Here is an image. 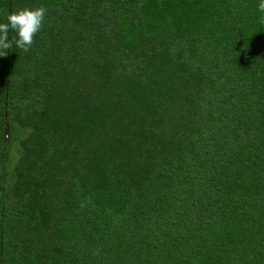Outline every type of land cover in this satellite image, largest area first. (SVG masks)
Listing matches in <instances>:
<instances>
[{
	"label": "trees",
	"instance_id": "1",
	"mask_svg": "<svg viewBox=\"0 0 264 264\" xmlns=\"http://www.w3.org/2000/svg\"><path fill=\"white\" fill-rule=\"evenodd\" d=\"M259 2L0 0V264H264Z\"/></svg>",
	"mask_w": 264,
	"mask_h": 264
},
{
	"label": "clouds",
	"instance_id": "2",
	"mask_svg": "<svg viewBox=\"0 0 264 264\" xmlns=\"http://www.w3.org/2000/svg\"><path fill=\"white\" fill-rule=\"evenodd\" d=\"M260 12L264 13V0L258 4ZM46 15L43 6L35 9L24 8L18 12H12L7 16V22L0 23V50H8L13 47V41L9 39V32L15 31V46L23 51L30 50L36 34L41 30ZM264 23V18L261 20ZM3 54H0L2 56Z\"/></svg>",
	"mask_w": 264,
	"mask_h": 264
},
{
	"label": "rangeland",
	"instance_id": "3",
	"mask_svg": "<svg viewBox=\"0 0 264 264\" xmlns=\"http://www.w3.org/2000/svg\"><path fill=\"white\" fill-rule=\"evenodd\" d=\"M2 130H0V142H5L6 141V143L9 141V139H10V137H11V134H10V132H9V129L6 127V125H5V131L4 132H1ZM6 152H8L9 153V151H5V154H7ZM11 154H16V152H14V151H11ZM8 155V154H7ZM9 156H10V153H9V155L7 156V158H5V160H4V162L6 163V168H8L7 167V165L9 164ZM1 158V157H0ZM14 159H16V158H14ZM13 162V161H12ZM2 163V161H0V164ZM12 164V163H11ZM11 166V165H10Z\"/></svg>",
	"mask_w": 264,
	"mask_h": 264
}]
</instances>
